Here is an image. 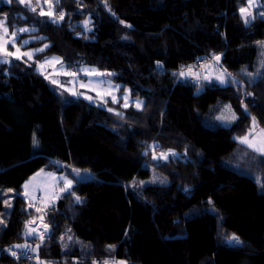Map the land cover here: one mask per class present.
Masks as SVG:
<instances>
[{
    "label": "trees",
    "instance_id": "trees-1",
    "mask_svg": "<svg viewBox=\"0 0 264 264\" xmlns=\"http://www.w3.org/2000/svg\"><path fill=\"white\" fill-rule=\"evenodd\" d=\"M50 3L53 19L15 0L0 3V19L34 30L29 46L47 45L37 61L110 72L144 106L68 101L33 64L0 63V264H22L9 249L24 242L39 244L30 249L45 264H264V156L237 142L252 117L264 129V0L248 23L246 0ZM211 62L229 76L225 87L206 73L180 76ZM218 101L236 116L228 128L208 123ZM41 170L74 182L45 211L23 198ZM153 172L168 183H152ZM38 218L49 235L29 240L27 222Z\"/></svg>",
    "mask_w": 264,
    "mask_h": 264
},
{
    "label": "rangeland",
    "instance_id": "rangeland-1",
    "mask_svg": "<svg viewBox=\"0 0 264 264\" xmlns=\"http://www.w3.org/2000/svg\"><path fill=\"white\" fill-rule=\"evenodd\" d=\"M15 1L19 3V0ZM50 2L51 0H26L25 3L19 4L29 10L31 7H35L36 10L33 12H35L37 15L42 16L41 11H43V13L45 14L49 12L47 7L48 4H51ZM246 2L248 4L246 7V9H248V12L251 9L255 8V6L258 4V0H252L251 6L249 5V0H246ZM0 3L10 4L8 0H0ZM49 17L52 19L54 18L53 14H51V16ZM85 21L90 22V18L87 17L85 20H82L80 22L81 28L84 32L87 33L90 30V27L88 26L89 23L85 25ZM21 28H27L30 31L18 32L17 30ZM8 30V38L11 37V33L13 31H17V36L15 41V47H13L12 44H8L7 50L9 52H15L16 48H19L21 53L31 52L33 53V56L32 59H28L27 56H23L21 59H16L15 56L4 57L3 54H0V60L7 59L9 62L13 60L24 61L29 64H33L36 72H38L48 82V84L52 87L55 93L63 95L64 99L66 98L68 101L82 99L88 104L95 105L101 108L104 107L105 109H108V107L104 105L103 102L107 100H109L113 104L120 103L121 109L133 108L134 110L138 111L143 109L144 100L132 98L130 95V90L127 87H123L114 81V75L112 73L98 71L85 65H79L76 69H70L65 66L62 60L57 56H48L41 61H37L36 59H34L36 58L35 55L42 52L37 50H44L45 45H42L37 48L29 46L30 43H33L37 39V37L31 35L34 30L30 27L23 25L16 26L11 29H9L8 27ZM25 41H28V43L25 44ZM34 60H36L35 64ZM258 60L260 64L258 65V68L261 67L260 71L263 74L264 48L259 52ZM45 61H48V63H45ZM41 65H43L42 68L40 67ZM189 69H191L192 74H188ZM189 69L184 72L186 73V75L180 76L186 77L193 82H197L200 78V74L206 73V76L209 75V80L207 81H212L213 83L222 87H225L229 83V76L224 71H221L218 67L214 66L212 62L208 64H199L197 65V67ZM70 73H74L75 75H70ZM222 75L226 78L227 83L221 84L219 79H217V77H220ZM54 80L56 81V83H53ZM73 92L77 93V95H73ZM85 97H91V99H86ZM113 97H115V102H113ZM138 102L141 103H139L138 105ZM111 111L113 113H117L116 109H111ZM232 114H234V112L228 102L218 101L209 108L207 120L208 123L212 126L228 128L234 123L235 120H221L218 119V117H220L221 115L231 116ZM261 129L262 128L260 127L254 128L253 125L249 128L248 134L250 132L252 133L250 139H253L254 142H256L257 144L260 143L261 139H264V136L261 135ZM237 142L249 148L247 145L241 143L240 139H237ZM249 149L253 150L251 148ZM163 160L165 159L163 158ZM64 177L72 180L65 173H57L54 171L47 170H41L32 175L23 185V198L29 208H35L37 210L45 211L46 208L51 206L52 203L56 201V199L61 194L69 191L72 188L74 182L72 183L70 189H68L67 191H62V189L66 187L63 180ZM151 182L166 185L168 183V180L164 176L155 174V172H153ZM25 185H28L27 189H25ZM29 221L37 222V225L33 227V230L35 231H38V226H45V224L39 218L32 219ZM36 245L38 247L39 244L36 243ZM33 248L35 249V247ZM106 261H108V264H126L124 261H117L112 258ZM39 264H45V262L41 261Z\"/></svg>",
    "mask_w": 264,
    "mask_h": 264
},
{
    "label": "snow or ice",
    "instance_id": "snow-or-ice-1",
    "mask_svg": "<svg viewBox=\"0 0 264 264\" xmlns=\"http://www.w3.org/2000/svg\"><path fill=\"white\" fill-rule=\"evenodd\" d=\"M8 2L11 3L12 0H8ZM25 2H26V0H19V3L23 4ZM251 2H252V0H249V5L250 6H251ZM51 9H52V5L49 4V12L47 13L49 16H51V14H52ZM30 10L31 11H35L36 9H35V7H31ZM240 12L245 17V23H248V16L251 15L248 12V9L241 8ZM41 14L43 15L45 13H43V11H41ZM57 19H63V13H61V15ZM53 22H57V21L53 20ZM88 23H89L88 21H85V25H87ZM17 31L18 32H27V31H30V30L27 29V28H21V29H18ZM17 31H13L11 33V37L8 38L9 30H8V27L6 26V19L5 20H0V54H3L4 57L15 56L16 59H21L23 56H27L28 59H32L33 53H31V52L21 53L19 48H16L15 52H9L7 50V45L8 44H12V46L15 47ZM24 43L27 44L28 41H25ZM45 47H47V45H45ZM37 51H43V49H39ZM219 59H220L219 56L215 57L216 61H219ZM0 63H9V61L7 59H3V60H0ZM45 63H48V61H45ZM40 67L42 68L43 65H41ZM85 71H87V70H85ZM188 74H192L191 73V69H189ZM70 75L74 76L75 74L74 73H70ZM99 75H102V74H99ZM180 75L184 76V75H186V73L181 72ZM217 79H219L221 84L227 83V80H226V78L223 75L220 76V77H217ZM53 83H56V81L54 80ZM73 95H77V93L73 92ZM85 98L86 99H91V97H85ZM113 102H115V97H113ZM139 103H141V102H138V105H139ZM125 106H127V105H125ZM109 111H111V109H109ZM245 111H247L246 106H245ZM218 119H221V120H235L236 117H235L234 114H232L231 116L221 115L220 117H218ZM252 121H253V127L255 128L256 124H257L256 118L252 117ZM251 135H252V133L250 132L248 135H246V136H244L242 138H239L240 142L245 144V145H247L249 148L253 149V151H255L257 153H260L261 155H264V139H261L260 143L257 144L256 142H254L253 139H250ZM261 135L264 136V129H261ZM33 142H34V144L36 143L35 138H34ZM167 155L168 154L162 153L161 154V158L167 159ZM153 158L156 159L157 157H153ZM73 172H75L76 175L79 176V170L73 169ZM63 180H64V183H65L66 187L64 189H62V191H67L68 189L71 188L73 181L70 180V179H67L66 177H64ZM262 186H264V185H262ZM27 187H28V185H25V189H27ZM76 199H77V202H80V198L79 197H77ZM47 227H48L47 225L44 226L45 231H47ZM42 238H43V233L41 234V239ZM228 240L232 244H238L239 243V238L237 236H235V235L229 237ZM16 247L27 248L28 245H17ZM9 251H11V249H9ZM12 255L15 256L16 253L12 252ZM94 264H95V262H94ZM103 264H108V261H104Z\"/></svg>",
    "mask_w": 264,
    "mask_h": 264
},
{
    "label": "built area",
    "instance_id": "built-area-1",
    "mask_svg": "<svg viewBox=\"0 0 264 264\" xmlns=\"http://www.w3.org/2000/svg\"><path fill=\"white\" fill-rule=\"evenodd\" d=\"M36 225H37V222H35V221H28L27 222V227L32 229V230H33V227H35ZM39 228L40 227L38 226V230H39ZM21 245H28V243L24 242ZM12 252H15L16 255L13 256ZM10 254L12 255V257L14 259L21 261L22 264H39L41 261H45V260H41L40 258H38L36 256V253L30 249L29 245L27 248L16 247L10 251Z\"/></svg>",
    "mask_w": 264,
    "mask_h": 264
},
{
    "label": "crops",
    "instance_id": "crops-1",
    "mask_svg": "<svg viewBox=\"0 0 264 264\" xmlns=\"http://www.w3.org/2000/svg\"><path fill=\"white\" fill-rule=\"evenodd\" d=\"M207 80H209V75H207ZM40 227V229L38 230V231H35V230H32V229H29L28 227H27V229H26V237L29 239V240H34V239H36V238H39L40 236H41V234L45 231V228H44V225H40L39 226ZM35 243H37V242H35ZM29 244L30 245V247L32 248V249H34L33 247H35V250H36V248H37V245L36 244Z\"/></svg>",
    "mask_w": 264,
    "mask_h": 264
},
{
    "label": "water",
    "instance_id": "water-1",
    "mask_svg": "<svg viewBox=\"0 0 264 264\" xmlns=\"http://www.w3.org/2000/svg\"><path fill=\"white\" fill-rule=\"evenodd\" d=\"M47 8H48V7H47ZM240 16H241V18H242V21L245 23V17H244L242 14H241ZM250 16H251V18L253 19L252 14H251ZM204 79L207 80V76H206V75L204 76ZM53 203L55 204L56 201H54ZM49 232H50V229H49V227H47V231H44V232H43V237H48Z\"/></svg>",
    "mask_w": 264,
    "mask_h": 264
}]
</instances>
